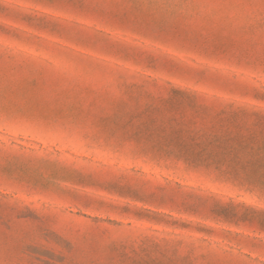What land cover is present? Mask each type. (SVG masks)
<instances>
[{"label":"rangeland","instance_id":"obj_1","mask_svg":"<svg viewBox=\"0 0 264 264\" xmlns=\"http://www.w3.org/2000/svg\"><path fill=\"white\" fill-rule=\"evenodd\" d=\"M0 0V264H264V3Z\"/></svg>","mask_w":264,"mask_h":264},{"label":"snow or ice","instance_id":"obj_2","mask_svg":"<svg viewBox=\"0 0 264 264\" xmlns=\"http://www.w3.org/2000/svg\"><path fill=\"white\" fill-rule=\"evenodd\" d=\"M262 3H264V0H261ZM234 3L236 4H246V3H254V0H234ZM164 7H172V2L171 0H167L166 3L163 5Z\"/></svg>","mask_w":264,"mask_h":264}]
</instances>
